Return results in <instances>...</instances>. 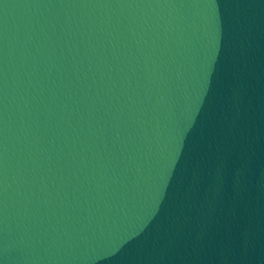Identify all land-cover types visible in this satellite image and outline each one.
I'll list each match as a JSON object with an SVG mask.
<instances>
[{"label":"water","instance_id":"water-1","mask_svg":"<svg viewBox=\"0 0 264 264\" xmlns=\"http://www.w3.org/2000/svg\"><path fill=\"white\" fill-rule=\"evenodd\" d=\"M0 264H264V0H0Z\"/></svg>","mask_w":264,"mask_h":264}]
</instances>
